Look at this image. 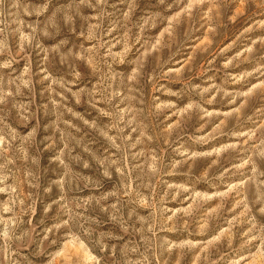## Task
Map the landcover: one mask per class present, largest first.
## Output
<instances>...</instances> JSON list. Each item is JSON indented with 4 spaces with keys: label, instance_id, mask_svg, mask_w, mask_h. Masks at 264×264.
<instances>
[{
    "label": "rangeland",
    "instance_id": "1",
    "mask_svg": "<svg viewBox=\"0 0 264 264\" xmlns=\"http://www.w3.org/2000/svg\"><path fill=\"white\" fill-rule=\"evenodd\" d=\"M0 264H264V0H0Z\"/></svg>",
    "mask_w": 264,
    "mask_h": 264
}]
</instances>
